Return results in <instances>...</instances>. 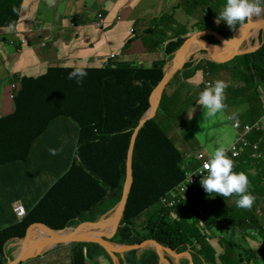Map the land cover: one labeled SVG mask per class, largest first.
<instances>
[{
    "label": "trees",
    "instance_id": "trees-1",
    "mask_svg": "<svg viewBox=\"0 0 264 264\" xmlns=\"http://www.w3.org/2000/svg\"><path fill=\"white\" fill-rule=\"evenodd\" d=\"M19 2L0 0V27L16 21L15 6ZM231 32L226 31L224 36L231 35ZM262 38L264 40V32ZM182 41V37L170 41L166 45V57L150 67H133L129 64L85 67L87 76L81 84L68 79L69 72L73 70L68 67L50 68L43 79L22 78V84L18 89L14 88L13 92L16 110L0 117V160L8 158L0 163V167L18 159L32 158L37 140L47 131L45 127L58 118L76 122L79 135L74 159L67 166L68 170L28 208L23 220L15 221L0 230V264H7L16 255L18 250L10 247L11 242L25 240L29 228L34 224L30 230L31 237L42 229H48L41 223L54 229L76 226L110 215L109 211L120 203L132 134L150 107L149 96L165 75L167 61L174 58ZM238 57L247 61L244 77H240L243 67L242 59ZM236 58L238 62L234 64ZM234 59L224 63V66L231 67L232 72L239 75V80L251 81L252 93L260 100L259 110L252 104V109L234 112L241 120L240 128H243L245 124H253L259 114L264 112V42L260 48L245 51ZM194 61L195 58L191 56L184 70L190 68ZM174 76L166 86L167 89L173 84ZM166 88L156 115L143 124L136 137L133 183L123 220L112 240L134 244L140 240L155 239L175 252L188 248L191 253L196 252L206 261L207 252L216 250H213L209 242L219 233V243L225 247L221 260L225 255L227 264H230L227 251L239 248L240 264H258L260 255L257 253L264 252V215H258L257 212L259 205L264 203V129L249 132V146L233 160V170L244 171L249 177L248 191L255 197L251 208L238 207V197L235 195L224 198L213 193L210 196L201 184L196 193L190 190L180 204L167 207L160 202V197L184 180L186 171L195 169L199 161L194 155L186 157L181 147L176 145L177 135L169 134L170 126H165L166 130L158 122V115L168 99ZM236 91L237 96L242 93L241 88ZM54 136L55 144L50 145L59 147L61 140L58 136L61 133ZM255 142H258V149L257 156L253 157L252 143ZM254 168L259 173L253 175ZM26 187L29 186L24 184ZM257 194L262 202L256 198ZM159 203V207L153 208ZM149 209L148 219L138 224L140 217L145 214L143 212ZM6 212L10 213L11 209ZM223 222L231 227L230 230L225 231L220 226ZM249 227L259 230L263 236L259 247L253 248L247 237V247H239L225 239V233L236 230L243 232ZM99 252H104L112 259L111 254L97 243L75 242L73 264H87L88 257ZM125 256L130 264H159V255L154 249L143 253L140 249L130 250ZM206 263L212 264L211 260Z\"/></svg>",
    "mask_w": 264,
    "mask_h": 264
},
{
    "label": "crops",
    "instance_id": "crops-1",
    "mask_svg": "<svg viewBox=\"0 0 264 264\" xmlns=\"http://www.w3.org/2000/svg\"><path fill=\"white\" fill-rule=\"evenodd\" d=\"M225 3L226 0H55L54 5L50 6L48 0H20L15 6L16 21L0 27V117L16 110L15 99L12 97L13 84L18 83L20 86L24 76L43 79L50 68H72L70 65L84 68L102 67L106 61H110L112 65L129 64L133 67H150L154 62L166 57V45L170 41L197 33L199 38L220 44L219 47L223 46L222 48L226 49L222 51L224 53L217 54V57H222V60H214L208 52L201 51L200 49L204 47L201 46L199 39L193 41L185 65L173 73L177 77L175 81L178 84L173 86L172 94L167 91L169 103L165 104V111L162 110L158 115L165 126H170L168 132L177 135L176 145L180 146L182 139L186 142L188 136L191 140L197 139L195 133L192 135L186 133L184 136V132L192 128L198 116L205 117L203 106L196 101L206 85L213 84L216 80L225 81L228 84L224 93L227 100L224 103L225 107L228 106L229 110L234 107L235 112L238 111V113L245 111L239 101V95L242 93L237 96V91L235 92L237 88L234 91L230 88L231 81L235 82L237 87L245 80H239V75H235L231 67H220L219 63L223 64L234 58L231 57L225 61V56L231 50L245 51L244 49L250 47L253 41L255 44L257 39L254 36L257 35L260 25L253 22L248 26L245 25L243 30L247 29L248 35L238 38V43L236 39L231 43L223 40L224 33L230 28L221 27V24L226 22L221 20L217 24L216 18ZM100 13L104 14L102 25L98 24ZM262 17L256 21H263L264 16ZM211 34L215 35V40L218 42L208 38ZM240 34L239 31L238 35ZM193 49H196V54L192 56L195 61L190 68L184 70ZM177 50L174 58L167 61L166 72L177 60ZM113 53L116 54L115 57L111 56ZM203 58L206 62L201 61ZM208 60L216 64L212 65L207 62ZM200 64H203L204 68H201ZM198 73L202 74V83H198L201 78L197 75ZM180 91L189 92L191 95V100L186 104L179 103L186 100V98L179 100ZM174 94L177 99L173 96ZM254 99L251 104L259 107L260 100L256 96ZM174 107L176 116L171 115ZM182 112L183 115H180ZM263 113L262 111L255 121ZM226 115L231 122L233 120L241 122L234 112ZM45 128L47 131L37 140L32 158L18 159L0 167V230L19 221L15 212L17 203L24 204L29 210L28 208L33 206L68 170L67 166H70L74 159L79 125L73 120L58 118ZM57 133H61V136H58L61 145L51 146L50 143L55 144L54 135ZM0 147H2L1 144ZM49 148L59 149L58 154L51 155ZM223 148L226 149L228 146ZM198 151L205 152L203 149L194 151L186 149L184 155L187 157ZM7 159V157L1 159L0 163ZM253 172L257 174L259 170L254 168ZM23 183L29 187L24 188ZM28 190L31 192L34 190L37 196L31 198ZM9 209L11 212L5 213ZM29 235L31 237V234ZM47 236L43 237L47 239ZM218 242L219 238L211 240L212 245ZM260 242L257 243V247L261 245ZM74 243L66 242L57 246L37 243L36 246L45 247L44 253H39L40 248L31 252V248L29 257L22 264H73ZM22 244L23 241L17 240L11 242L10 247L19 251ZM216 250L219 252H207L206 261L196 252H190L192 260L188 259L186 253L169 252V259L173 264H182V256L186 257L188 262L193 261L194 264H207L209 260L212 264H227L228 262L224 263L220 259L224 252H220L218 248ZM99 253L88 257L87 264H113V261L105 254L97 256ZM126 253L128 252L119 254L115 264H129ZM258 264H264L260 256Z\"/></svg>",
    "mask_w": 264,
    "mask_h": 264
},
{
    "label": "water",
    "instance_id": "water-1",
    "mask_svg": "<svg viewBox=\"0 0 264 264\" xmlns=\"http://www.w3.org/2000/svg\"><path fill=\"white\" fill-rule=\"evenodd\" d=\"M255 23L256 25H260L264 27L263 21H248L244 24L242 29H240V26L238 25L231 36L226 40L229 43L235 41L237 42V36L239 31L243 30L246 24L249 23ZM196 39L200 40V44L202 47L206 49V51L214 58V60H222V57L218 58V53H224L226 49L219 47L220 44H215L213 42L207 41L204 38H199L198 34H190L186 37H184L180 47L177 50V60L174 62L172 67L166 74L163 76V78L160 80V82L157 84V86L153 89L152 93L150 94V107L147 109L145 114L140 119V122L136 126L131 141L129 144L128 152H127V159H126V176H125V183L123 188V198L121 199L120 203L116 207L115 211L111 213L108 216L101 217L98 220L95 221H86L76 226H70L63 229H54L51 228L45 224H43L45 227L49 228L53 231L51 233V236H49L47 239L42 238L41 235H36L33 238L30 237V230L29 228L27 237L25 240H23V244L21 249L18 251V253L9 260L7 264H20L23 261H25L29 256V251L32 248L31 252L35 250L36 244L42 243L46 246H57L62 243H73L78 241H88V242H94L100 245L102 248L107 250L111 256H113V259L118 260V255L122 254L124 252H128L130 250L135 249H142L143 247L151 246L152 249H154L159 256H161L159 264H171L170 261H168L166 258L168 256L169 252H175L163 245H161L157 240L155 239H146L143 241L135 242L134 244H122L117 243L114 241H111L112 237L117 233L119 224L123 220L124 211L126 208L127 200L129 197V193L131 191L132 183H133V151H134V145L136 141V137L138 135V132L140 128L143 126V124L153 118L155 116L156 110L159 106V102L162 96V93L166 86L168 85L173 73L182 68L185 63L188 56V53L190 55V47L193 41ZM224 40V38H222ZM238 43V42H237ZM189 49V52H188ZM245 52V51H244ZM242 51H230L228 55L225 56V61L228 58L237 56L242 54ZM156 94H158V100L156 101ZM108 224H114V227L109 230ZM42 246V245H40ZM43 249H45L44 246H42ZM46 250V249H45ZM39 253H43V251H39ZM188 259H191V256H188Z\"/></svg>",
    "mask_w": 264,
    "mask_h": 264
},
{
    "label": "clouds",
    "instance_id": "clouds-1",
    "mask_svg": "<svg viewBox=\"0 0 264 264\" xmlns=\"http://www.w3.org/2000/svg\"><path fill=\"white\" fill-rule=\"evenodd\" d=\"M54 2L55 0H48L50 6L54 5ZM100 14L99 21H102L103 23L104 14L103 18L100 17ZM262 16H264V0H226V3L223 6L222 10L217 15L216 23L219 24L220 21L223 20L232 29H235L237 25H239L240 29H242L244 24L249 20L256 21L258 18H263ZM246 25L248 26V24ZM257 30L258 33L256 36H254V38L257 39V42H255L254 44L253 41L250 47L244 49L245 51H252L260 48L263 45L264 40L262 36L264 27L260 26V28H258ZM227 39L228 38L224 36V40ZM195 50L196 49H193V53L191 54V56H193V54H196ZM200 50L203 52H207L205 48H202ZM70 67H72L73 70L69 72L68 79L75 80L77 84H81L83 78L87 76L85 68L78 65H70ZM197 75L201 77L198 83H202V74L198 73ZM227 87L228 84L225 81L216 80L213 84L206 85L205 88L199 93V97L196 102L199 105L203 106L205 116L214 117L218 112H221L224 109L225 105L223 103V100L225 98L224 93ZM191 114L192 112L189 113L190 118ZM58 151L59 149L49 148V153L51 155L58 154ZM233 169L234 161L227 156L226 150L223 147H217L209 155L207 162L203 164L202 170L195 173H202L200 184L205 192L210 196H213V193L219 194L224 198L235 195L238 197V199L236 200V205L238 207L246 209L251 208L254 203L255 197L248 191L250 187L249 177L244 171L236 172ZM205 172L207 173L206 175L204 174ZM252 174L254 175L255 173L253 172ZM107 215L108 214H106L105 216ZM19 221H21L20 218ZM41 225L43 224L41 223ZM33 252H35V250Z\"/></svg>",
    "mask_w": 264,
    "mask_h": 264
},
{
    "label": "rangeland",
    "instance_id": "rangeland-1",
    "mask_svg": "<svg viewBox=\"0 0 264 264\" xmlns=\"http://www.w3.org/2000/svg\"><path fill=\"white\" fill-rule=\"evenodd\" d=\"M210 8H212L211 5H210ZM221 27L225 28V27H229V26L226 23L225 24L222 23ZM215 29H217V28H215ZM230 30H234V29L230 28ZM229 36L225 35V37H227V38H229ZM208 38H210L212 41L218 42V40H215V35H213V34L208 35ZM242 52H244V51L242 50ZM238 58L242 59L241 65L243 67V69H242L243 73L240 75V77H244L245 73L247 72V61L243 57H238ZM233 59L234 58L228 60V63H230L231 60H233ZM201 61L206 62V60L204 58ZM207 62L212 63L209 60ZM237 62H238L237 58L234 59V64H236ZM213 64H216V63L213 62L212 65ZM219 65H220V67H224V63L223 64L219 63ZM200 67L204 68V65L200 64ZM175 77H176V75L174 76V78ZM176 79H177V77L174 79L173 85H170L168 87V89L166 88L168 93H170V94H172L174 92L173 86L175 84H178L175 81ZM171 81H172V79H171ZM230 88L233 91L236 88H237V90H238V88H241L242 94L239 96V101L242 103L243 108H246V109H252L253 108L251 102L254 101L255 99H254V95L252 93L253 85H252L251 81H249V80L244 81L240 86H237V87L235 85V82L231 81L230 82ZM263 93H264V91H263ZM179 94H181L179 100H183L184 98H186L185 101H180L179 103L186 104L188 101L191 100V95L189 94V92L180 91ZM173 96H175V94ZM175 98L177 99L176 96H175ZM225 101H227V100L224 98L223 103H225ZM165 103L168 104L169 100L166 99ZM175 109L176 108L174 107V111L173 110L171 111V115H173V116L177 115ZM184 110H187V108H184ZM257 110H259V107ZM235 111H236V109L234 107H231L229 110V107L227 106V107H224V109L221 112H218L214 117H207V116L203 117L202 115L198 116L197 120L194 121L192 128L188 132H184V136L186 133H190L191 135L195 133L197 139L192 138V140H191L189 136H188V138H186V142L182 139V142L180 144L181 150L184 152V151H186V149H188L190 151H194L195 149H203L207 153V155L209 156L217 147L229 146L236 138V129H234L232 122L228 120L226 114L232 113ZM180 115H183V112ZM180 115L178 117H180ZM157 119H158V122L167 130V128L164 125V122H162V119H159V118H157ZM169 134H170V132H169ZM170 135H174V134H170ZM174 141H175V139H174ZM72 145H75V144H72ZM28 193L31 196V198L37 196L36 193L34 192V190H32V192H31V190H28ZM256 198L258 200H260V202H262L259 195H256ZM117 204H115L114 208H112L109 211V214L114 212V209H116ZM159 205H160V203L156 204V205H154V207L153 206L152 207L157 208V207H159ZM259 206H260V208H258V210H257L258 215H262V214L264 215V203L259 205ZM150 211H151V209L144 211L143 213H145V214L142 213L143 215L140 217V219H139V217L137 218V219H139L138 224L144 223L148 219ZM147 212H148V214L146 215ZM240 212H242V211H240ZM137 219H135V220H137ZM220 226L222 228H224L225 231L230 230V228H231L225 222H223ZM246 237H247L248 243L251 244V246L254 248L255 247L257 248V243L263 239V236L261 235V233H259V231H257L254 228H251V227L247 228L243 232L236 230L233 233H227V234L225 233V239L234 242L239 247H247ZM215 238L220 239L221 234L216 233ZM215 240H217V239H215ZM209 243L211 244V241ZM260 243H262V242H260ZM214 248H218L221 251L225 250V247L223 245H221L219 242L213 246V250H214ZM149 249H152V247L151 246L143 247L142 249H140V252L143 253ZM213 252H216V250H214ZM227 252H228L227 257L230 260V264H240V262L238 261V256L241 252V249L231 248ZM180 253H186L187 256H189L191 254L190 250L188 248L181 251ZM15 254H17V253H15ZM102 254H105V253L100 252L97 256L102 255ZM257 254H259L260 257L263 258V260H264V252H262V253L258 252ZM111 258L112 259H110V260H112L113 264H115V259H113V256H111ZM160 258H161V256H159V261H160ZM167 258H168L167 260L170 261L171 264H173L171 262V260L169 259L170 258L169 255L167 256ZM181 258H182V264H194L193 261L188 262V259L184 256H182ZM191 260H192V256H191ZM222 260L224 263L228 262V259L226 258L225 255H223Z\"/></svg>",
    "mask_w": 264,
    "mask_h": 264
},
{
    "label": "built area",
    "instance_id": "built-area-1",
    "mask_svg": "<svg viewBox=\"0 0 264 264\" xmlns=\"http://www.w3.org/2000/svg\"><path fill=\"white\" fill-rule=\"evenodd\" d=\"M100 17L103 18V14H100ZM98 24L101 25L102 21H98ZM112 57H115L116 54H111ZM104 66L112 65L110 61H106ZM15 89L19 88L18 83L13 84ZM18 91V90H17ZM14 97V93L12 94ZM264 115V113H263ZM261 116L258 120H256L253 124H245L243 128L238 120H233L232 125L234 129L237 131V138L234 142H232L228 148H226L227 156L234 160L243 154L245 148L249 146L250 141L248 139V133L254 132L255 130L264 129V116ZM254 149L252 151V156H257L258 142L252 143ZM195 159L199 161V165L193 170L186 171V177L183 181L175 185L173 188L168 190L163 196L160 197L162 204L167 207H174L175 205L181 203L184 198H187V194L190 190L193 192H197L200 186V180L202 178V173H195L197 171L202 170L203 164L207 162L209 156L206 152L198 151L194 154ZM207 174L206 172L204 173ZM192 175V176H191ZM191 178V180H190ZM15 211L17 212L18 217L22 220L23 217L27 214V209L24 204L18 203L15 206Z\"/></svg>",
    "mask_w": 264,
    "mask_h": 264
},
{
    "label": "bare ground",
    "instance_id": "bare-ground-1",
    "mask_svg": "<svg viewBox=\"0 0 264 264\" xmlns=\"http://www.w3.org/2000/svg\"><path fill=\"white\" fill-rule=\"evenodd\" d=\"M240 32H241V34L237 36V40H238V38H244L245 36L248 35L247 29L241 30ZM157 100H158V94H156V101ZM108 227H109V230H111L114 227V224H108ZM51 233H53V231L48 228V229H42V230L38 231L36 235H41V237L48 235L47 237H49ZM39 248L41 249V251H43V247H35V251L37 249L39 250Z\"/></svg>",
    "mask_w": 264,
    "mask_h": 264
}]
</instances>
